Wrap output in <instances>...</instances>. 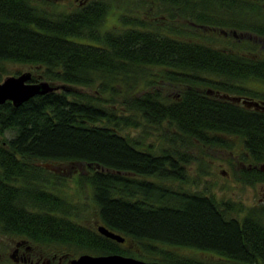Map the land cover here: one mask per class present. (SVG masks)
Here are the masks:
<instances>
[{
    "label": "trees",
    "instance_id": "1",
    "mask_svg": "<svg viewBox=\"0 0 264 264\" xmlns=\"http://www.w3.org/2000/svg\"><path fill=\"white\" fill-rule=\"evenodd\" d=\"M62 1L0 0V80L20 72L8 67L15 63L31 71V81L94 88H60L18 105L0 103V233L161 264H264V205L240 214L241 202L217 197L210 183L200 188L208 171L189 170L195 156L186 145L229 147L238 135L240 157L264 163V116L195 87L220 86L203 75L231 74L232 57L172 25L178 14L206 20L211 15L204 16L205 7L226 22L247 0H157L159 13L171 21L156 19L151 28L121 15L125 27L115 31L102 28L106 0H66L70 8L60 9ZM149 66H160V73ZM140 77L143 90L115 102L118 86L133 87ZM169 84L177 86L173 95L162 92ZM136 112L149 123L166 124L161 143L147 140L144 130L128 133L140 125ZM61 163L92 187L90 224L76 220L81 203L61 192L67 178ZM239 172L249 183L264 180L260 167ZM97 223L124 241L100 233ZM181 247L210 251L216 259Z\"/></svg>",
    "mask_w": 264,
    "mask_h": 264
},
{
    "label": "rangeland",
    "instance_id": "2",
    "mask_svg": "<svg viewBox=\"0 0 264 264\" xmlns=\"http://www.w3.org/2000/svg\"><path fill=\"white\" fill-rule=\"evenodd\" d=\"M109 4V10L107 11L104 21L102 23L103 29L108 30H119L124 26L121 18V15L131 16L134 20H142L145 21L147 26L157 25L156 19L158 18L159 10L157 0H106ZM69 1H62L61 5L59 6L60 9H69L70 5H68ZM155 19V21H154ZM184 19L179 20L181 24L182 31H186L189 36L183 35L185 37H190L196 39L197 41H201L207 44H230L232 42L230 37L222 36L221 34H212L207 33L204 31H196L193 29H185L186 27L182 24ZM165 27V26H164ZM164 31H168L169 34L173 35L172 32L168 28H164ZM192 32L188 34V32ZM8 67L10 69H20V72L26 70L27 67L20 64L9 63ZM149 71L160 73L161 67L160 66H149L147 67ZM19 73V72H18ZM14 74V73H9ZM17 74V73H16ZM8 74H5L6 76ZM3 76V77H4ZM2 77V79H3ZM144 78V77H143ZM1 79V80H2ZM55 84L61 85L63 84L64 87H58V89L64 88H71L77 90H85V91H92L94 88L86 87V86H79V85H66L61 82H54ZM175 86V87H174ZM143 79L140 77L136 80L135 85L133 87H128L126 84L119 85V93L120 96L116 98L121 99L124 95L136 94L137 92H141L143 90ZM176 85L169 84L168 86L161 87L162 92L168 95L175 94ZM137 117H139L140 125L138 127H130L127 128L128 133L132 135H137L139 132L143 130L148 132L147 140H153L156 143H161L158 138L161 135L167 136L169 133V129L166 124L157 125L154 123H149L144 120L139 112H136ZM10 135V132L7 133ZM230 137V136H228ZM231 139V146L224 147V146H206L196 142L190 143L187 142L186 145L189 146L188 150L192 154H194L195 159L191 161V167L189 170L195 174L198 169L200 171L207 170L208 173H204L200 179L201 182L198 186L200 188H204V184L209 185V190L213 192L219 198L225 199H233L235 201L241 202L243 210L240 214H243L250 207L257 206L259 204L264 205V183H249L244 181L240 177V170L243 169L247 164L248 161H244L245 165L241 166L237 161H235L234 157L236 154H242L244 151L243 141L241 139L232 138ZM203 163V164H202ZM202 164V165H201ZM50 165V164H49ZM58 165V164H56ZM66 163H61L59 165L60 169L62 167L63 174L65 175L63 181L64 183L60 185L61 192L66 193L68 197L72 198L75 201L80 202L81 204V213L76 216V220L81 222L90 224L93 221L94 215L91 213L92 208H94L95 204L92 199V187L91 185L86 182L84 177L78 176L77 171H73L74 174H69V169ZM78 166V165H75ZM55 167V166H52ZM72 167H70L71 169ZM80 171L83 170V166L76 167ZM69 174V175H68ZM78 178V180H77ZM80 179V180H79ZM196 187V186H193ZM13 234L7 233H0V264H11L9 259L7 258L9 252L11 251L10 245L12 246L13 242ZM42 248L45 251L52 252V251H63L67 250L71 256H76L81 252L76 250L74 247L66 248V246H62L60 244H51V245H42ZM181 252H185L188 254L198 255L205 259H216L215 255L210 251H197L193 250L192 248L181 247ZM87 252V251H86ZM90 252V251H89Z\"/></svg>",
    "mask_w": 264,
    "mask_h": 264
},
{
    "label": "flooded vegetation",
    "instance_id": "3",
    "mask_svg": "<svg viewBox=\"0 0 264 264\" xmlns=\"http://www.w3.org/2000/svg\"><path fill=\"white\" fill-rule=\"evenodd\" d=\"M247 4L242 11L241 6L233 8L232 16L226 17V22L223 21L224 15L207 12L208 7H205L204 16L211 15L206 20L204 19L205 21L194 22L188 18V15L178 14L172 18V25L181 28L179 20L182 17L185 29L201 30L230 37L232 40L230 44H205L232 57L228 61L232 67L231 74L221 72L211 76L205 72L203 75L205 80H213L220 86L206 82L200 84L194 82L195 87L264 116V0H247ZM158 15L157 19L160 21H171L168 14L159 13ZM256 66L259 68L256 69ZM237 137L241 139L238 135L233 136V138ZM234 159L239 165H245V159L240 157V154H236ZM256 163L248 161L247 167H260L262 162ZM255 182L264 183V180L258 179ZM12 237L11 251L7 257L11 264H67L69 258L73 257L66 250L48 252L42 248L40 243H35L22 236Z\"/></svg>",
    "mask_w": 264,
    "mask_h": 264
},
{
    "label": "water",
    "instance_id": "4",
    "mask_svg": "<svg viewBox=\"0 0 264 264\" xmlns=\"http://www.w3.org/2000/svg\"><path fill=\"white\" fill-rule=\"evenodd\" d=\"M31 71L26 69L17 74H8L0 80V103L10 100L14 105H18L29 97L37 93H44L50 90L64 87L46 79L31 81ZM264 169V163L260 164ZM98 231L105 236L113 238L119 242L124 241L125 237L120 233L107 228L101 223L96 225ZM67 264H161L156 260H145L133 255H126L118 252L92 253L81 252L76 256L70 257Z\"/></svg>",
    "mask_w": 264,
    "mask_h": 264
}]
</instances>
